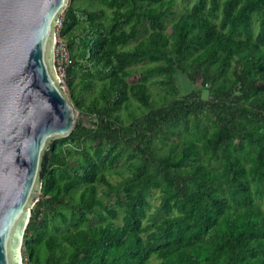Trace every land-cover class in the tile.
I'll list each match as a JSON object with an SVG mask.
<instances>
[{
  "label": "trees",
  "instance_id": "obj_1",
  "mask_svg": "<svg viewBox=\"0 0 264 264\" xmlns=\"http://www.w3.org/2000/svg\"><path fill=\"white\" fill-rule=\"evenodd\" d=\"M175 2L60 15L67 88L93 127L77 117L42 153L28 263L264 264V0ZM177 74L207 98L179 97Z\"/></svg>",
  "mask_w": 264,
  "mask_h": 264
},
{
  "label": "water",
  "instance_id": "obj_2",
  "mask_svg": "<svg viewBox=\"0 0 264 264\" xmlns=\"http://www.w3.org/2000/svg\"><path fill=\"white\" fill-rule=\"evenodd\" d=\"M71 0H0V264H23L47 145L84 115L58 84L55 25Z\"/></svg>",
  "mask_w": 264,
  "mask_h": 264
},
{
  "label": "rangeland",
  "instance_id": "obj_3",
  "mask_svg": "<svg viewBox=\"0 0 264 264\" xmlns=\"http://www.w3.org/2000/svg\"><path fill=\"white\" fill-rule=\"evenodd\" d=\"M193 0H186V1H183V0H176L175 2V5H174V9L176 10V12H180L182 11L184 8L186 7H189L191 5ZM65 11L62 10L59 14V17L60 15ZM55 28H56V25H55ZM168 30H169V27H168ZM176 82H177V85H178V88H179V97L183 96L184 94H188L189 92L191 91H195L196 93H198L202 98H207L208 94L205 90H199V82H196V83H191L189 82L185 77L184 75H181V74H177L176 75ZM63 89V88H62ZM67 94H69V91H68V88H65L63 89ZM154 91H158L159 90V87H154L153 88ZM82 120L84 121V123L86 124H89L90 127H93V124L92 122H90V117L86 116V115H82L81 116ZM114 180H117V178H114ZM158 191L157 190H153L151 196H150V199H151V203H152V207H151V211L154 210V206L156 204H158L159 202V199H158ZM115 200L114 197H112L110 199V202H113ZM34 204L35 202L32 203L31 205V209L34 207ZM120 216L122 215V212H121V209H120ZM92 221H96V218H92ZM23 249V248H22ZM157 260L156 259H152L150 261V263H155ZM22 263L23 264H30L28 263L27 261V257L23 255L22 253Z\"/></svg>",
  "mask_w": 264,
  "mask_h": 264
},
{
  "label": "built area",
  "instance_id": "obj_4",
  "mask_svg": "<svg viewBox=\"0 0 264 264\" xmlns=\"http://www.w3.org/2000/svg\"><path fill=\"white\" fill-rule=\"evenodd\" d=\"M62 21L60 17L57 20L55 28V47H54V59L53 67L55 75L58 78V84L63 88H67L66 83V69L70 63V53L67 47L66 41L60 36V27Z\"/></svg>",
  "mask_w": 264,
  "mask_h": 264
}]
</instances>
